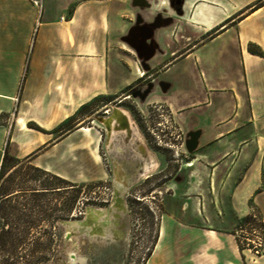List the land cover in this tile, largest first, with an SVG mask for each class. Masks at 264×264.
Here are the masks:
<instances>
[{
	"label": "crops",
	"instance_id": "obj_1",
	"mask_svg": "<svg viewBox=\"0 0 264 264\" xmlns=\"http://www.w3.org/2000/svg\"><path fill=\"white\" fill-rule=\"evenodd\" d=\"M170 1L75 0L62 27L53 2H45L30 45V27L9 23L0 0V166L9 155L69 184L101 179V138L73 120L90 102L120 97L136 81L119 71V50L137 60L123 39L149 25L147 48L155 51L147 72L158 77L147 104L163 105L184 143L193 138L195 147L161 198L145 264H264V252L254 255L237 238L253 211L264 235V3L255 8L264 0H185L181 15ZM128 4L134 18L124 25ZM136 8H147V20ZM200 34L210 35L203 42ZM203 60L207 72L198 69ZM121 201L115 195L119 210Z\"/></svg>",
	"mask_w": 264,
	"mask_h": 264
},
{
	"label": "rangeland",
	"instance_id": "obj_2",
	"mask_svg": "<svg viewBox=\"0 0 264 264\" xmlns=\"http://www.w3.org/2000/svg\"><path fill=\"white\" fill-rule=\"evenodd\" d=\"M198 1L192 0L191 2ZM247 1L249 0H232V3L239 4ZM256 1L258 0H255L254 3ZM45 2H53L54 5L51 3V7H53L54 15L57 17L56 22L62 27L68 18L67 14L74 6L75 0H2V3H5L3 5L7 7L6 14L9 23L17 27L21 26L24 29L30 27V45H32L39 24L43 21ZM67 3H69V7ZM263 3L264 1L261 4L257 3L255 8ZM188 4L190 2H187L186 6ZM126 6L125 10L121 12L122 17L120 20L122 24L130 25L134 18V9L130 7V4ZM136 11H140L142 17L147 20V8H136ZM259 18L260 21L264 20V15ZM74 22L76 25L81 23L80 14ZM210 34H200L199 40L205 42ZM118 47H122V44H118ZM214 48L212 46L210 50L212 51ZM210 50L204 49L202 51L203 58L207 59L210 56ZM249 50L252 52L259 51L256 46L249 47ZM119 55V60L126 63L121 64L122 67L118 66L120 67L119 71H124V74H127V71L132 72L130 77L128 75L130 81L138 79L142 75L141 73H144L138 61L136 59L134 62L131 61L124 50H119ZM26 63L27 60H25V67ZM207 63V60H203L198 69L207 72L210 66ZM198 69H196L197 72H199ZM123 81L122 79L120 82L123 83ZM125 91H121V93ZM116 97H100L90 102L88 106L76 112L74 120L78 121L75 123L73 120V126L82 123L81 126L93 128L91 133L94 134L96 130L99 134L101 126L96 118L99 117L98 112L102 106L101 102ZM125 101H127L126 104L119 108L123 112L130 113L131 118L125 112L128 115V124L134 122L137 128L133 126L132 139L128 144L122 142V139L116 138L119 133L116 130L112 134L109 133V138H106L105 142L104 140L100 142L99 156L103 159L101 166L103 174L102 176L99 175L101 179L85 184H70L71 186H69L60 179L36 170L27 161L15 159L8 161L0 181L1 187H6L8 191L23 190L25 195L23 200L19 202L23 205L29 203V210L35 205L33 202L35 197L30 196L33 195L30 194L31 191L48 190L53 187L55 191L54 193L34 194L39 195L36 202L38 213H33L32 210L23 213L34 220L35 223L37 221V227L33 231L30 230L27 235H13L11 245L5 250V257L0 254V262L9 258V262L12 264H23L24 259L22 260L20 257L23 258L28 252H33L36 260H44L43 264H61L57 258L66 260L71 254L77 257V264H145L146 258L151 253L157 239L161 198L167 192L168 182L175 177L180 166L188 162L189 159L183 158L186 153L185 148H180L179 144L175 142L174 137L177 135L178 130L174 131L175 124L171 121L163 105L151 102L139 107L137 100L130 98ZM125 133L128 134L126 130ZM91 135L88 138L89 140L92 138ZM136 141L141 143L142 152L135 149ZM118 148L122 149L124 153H118ZM144 153L147 154V161L143 156ZM131 158L143 159V171L139 174L141 177L138 178L134 187L129 190L125 188L124 191L117 193L118 196L116 197H121L122 200V209L115 212L119 215L117 224H112L114 218L105 220L106 227L103 229L104 231L106 229V235H113L116 232L122 234V237L118 240L110 239V236L105 237L103 236L105 235L104 231L96 230L98 227L91 230L89 222L86 231L83 230L84 228L76 226L82 229L81 232L75 231L76 233L71 235L69 240H66L67 234L71 231L68 230V225L64 223L69 222L75 226L76 223L85 221L89 210H107L111 208L116 195L115 188L118 186L115 185L112 170L113 162L117 159L128 162ZM119 164L124 168L123 163L119 162ZM116 170L118 171L116 174H119L126 183L130 184L131 180L127 181L118 166ZM185 174L187 176L188 171ZM146 176L150 178L146 180ZM120 187L118 186V188ZM150 192H153V194H150ZM150 195L155 196V200L148 199ZM133 197L139 199L140 202L134 201ZM53 207L54 232L51 225ZM102 216L104 217V215ZM92 231L98 232L91 233ZM17 239L19 240L18 243ZM21 240H23L22 246Z\"/></svg>",
	"mask_w": 264,
	"mask_h": 264
},
{
	"label": "flooded vegetation",
	"instance_id": "obj_3",
	"mask_svg": "<svg viewBox=\"0 0 264 264\" xmlns=\"http://www.w3.org/2000/svg\"><path fill=\"white\" fill-rule=\"evenodd\" d=\"M173 9L175 12L177 11H181L179 9L178 6L174 5ZM153 26L158 24L157 21L154 20V22L152 23ZM151 27L148 25L147 26V30L150 29ZM145 35V34H144ZM152 47H148L145 50H142V59H138V63L140 65V68L143 70V74L136 79V81L130 85L126 91L123 93V96L120 97H116L113 98L111 100H105L102 101V106L99 110V117H97V122L98 124L101 126V131H99V135H100V142H102V140H106V138H109V131H108V126L106 124L108 119H111L112 117H115V113L116 111H120L121 109L119 107L123 106V104H126L127 101L125 100H129L130 98H132L133 100H137L138 101V106L142 107L147 103V92H149L152 88H153V83L156 82L157 80V71L156 73L154 71H148L147 72V61H145L143 58L147 55L148 52H150V49ZM145 67L146 70L143 69L142 67ZM144 75V77H142ZM128 93V94H126ZM122 97V98H121ZM122 111V110H121ZM129 115V118H131L130 113L127 111H124ZM106 118V119H105ZM117 122L115 124V130L116 132H119L116 135V138H120L122 139V142H124L125 144L130 143L131 139H132V129L133 126L135 128H137V125L132 122V124H128L127 120L124 119H119L117 118ZM121 127V128H120ZM120 129V130H117ZM125 130L128 132V134L125 133ZM178 130L177 135L174 137L175 138V142L176 144H179L180 148H185V143H184V137L183 134L181 132V130L178 127H174V131ZM136 145L134 146L135 149L138 152H142L143 148L141 147V143H139V141H136ZM118 153H124L122 151V149L118 148L117 149ZM145 157V161H147V154L144 153L143 155ZM101 158V163L103 162L102 157ZM183 158L185 159H189L191 158V155H189L187 152L185 153V155L183 156ZM4 160V159H3ZM114 160V158H113ZM116 160V159H115ZM119 162L123 163L124 168H122V165L119 164ZM3 164V161H2ZM2 164L0 166V181L2 180V177L4 174H1V167ZM113 175L115 177L116 173L118 172L116 170V167L118 166L119 169H121L122 173L125 175L127 181L131 180L130 184L128 185V187L126 189H131L132 187H134L137 183V180L139 177H141L139 174L143 171V159H130L127 161H121L119 159H117V161L113 162ZM157 168V167H156ZM120 176V175H118ZM137 178V179H136ZM149 176H146V180L149 179ZM115 183V182H114ZM116 185V184H115ZM115 188V187H114ZM55 188H49L48 190L43 189V190H36V191H31L30 195L32 197H35V199H33V202L35 203V205H33V208L30 209L32 210L31 212H37L38 213V205H36L37 197L39 195H34V194H40V193H46V192H52L54 193ZM121 191L118 187L115 188V192H116V196H118V192ZM153 194V192H150V194ZM25 193L23 190H15V191H8L6 189V187H1L0 184V238L11 242L13 240V235H27L29 233L30 230H34V228L37 227V221L35 223L34 220H31L29 216L25 215L23 212H30V210L28 209V206L30 207L29 203H26L25 205H23L22 203L20 204V200H23ZM155 196L153 197L152 195H150L148 197V199L150 200H155ZM134 201L140 202L139 199H136L135 197H133ZM51 222H52V230L54 232L55 230V222H54V207L52 209V213H51ZM119 215L118 213H115L114 215V219L112 220V224H117ZM160 218V216H159ZM87 219V220H86ZM85 223H83L85 225L84 229L86 231V226L89 224V219L86 218ZM115 221V222H114ZM84 222V221H83ZM82 230V229H81ZM88 230V229H87ZM111 232V230H110ZM54 235V233H53ZM157 235H158V231H157ZM112 238L117 240V236H112ZM19 242V240L17 239V243ZM21 242V246L23 243V240L20 241Z\"/></svg>",
	"mask_w": 264,
	"mask_h": 264
},
{
	"label": "water",
	"instance_id": "obj_4",
	"mask_svg": "<svg viewBox=\"0 0 264 264\" xmlns=\"http://www.w3.org/2000/svg\"><path fill=\"white\" fill-rule=\"evenodd\" d=\"M185 2V0H171L170 1V5L173 7L174 5L178 6L179 9L181 10V7L183 5V3ZM178 15H181L182 12L181 11H177L176 12ZM135 31V30H134ZM134 31H130L129 32V36L128 37H125L123 40L125 42H127L128 44H131L134 48H135V51H136V55H137V58L140 60L142 59V50H145L147 48V46L149 44H152V37H153V29L150 28L147 30V27H143L140 29V33L139 35H135L134 34ZM145 34V35H144ZM133 35H135V37H133ZM154 48L152 47L150 49V52L147 53V55L143 58L145 61L149 60L153 54H154ZM142 67L144 70L145 67L143 66L142 64ZM97 119V118H96ZM185 147H186V150L188 153H191L195 147V142H194V139L191 138V140L189 141H186L185 142ZM66 225H68L69 227V230L70 231H77V232H81V229H78L76 228V226H74V224L72 223H64ZM74 226V227H73ZM73 235L72 232H69L66 236V240H69V237ZM57 260L61 263V264H76L77 262V257L74 255V254H71L68 256V258L66 260H61L60 258H57Z\"/></svg>",
	"mask_w": 264,
	"mask_h": 264
},
{
	"label": "bare ground",
	"instance_id": "obj_5",
	"mask_svg": "<svg viewBox=\"0 0 264 264\" xmlns=\"http://www.w3.org/2000/svg\"><path fill=\"white\" fill-rule=\"evenodd\" d=\"M114 116H115L114 118L108 119L107 122H106V124L108 126L107 127L108 128V131H109L110 134H112L113 131L115 130V124H116V122L118 120L117 118L122 119V120L126 119L127 122L129 123L128 115L125 112L121 111V110L120 111H116V113H115ZM118 175L119 174H116L115 175L116 185L121 186L119 189L121 191H124L125 188H127L129 184L126 183L122 179V177L121 176H118ZM117 210H119V207H117L116 205L115 206L112 205L111 208L110 209H107V210H105V209L104 210L103 209H99V210L91 209V210H89L88 213H87L88 214L87 218L89 219L88 222H90V224H91V226H90L91 230H93L94 227H98L96 230H98V231L101 230L103 232L104 231L103 229L106 227L105 224H104V221L105 220H111L112 218H114L115 212ZM102 215H104V217ZM101 216L103 217L102 219L100 218ZM85 221L84 222H81V223H76L75 226H79L81 228H84L86 224L84 225L83 223H85ZM76 228H78V227H76ZM97 232L92 231L91 233H97ZM103 233H105V235H103L105 237H107V236L112 237L113 236V235H106L107 234L106 229H105V231Z\"/></svg>",
	"mask_w": 264,
	"mask_h": 264
},
{
	"label": "built area",
	"instance_id": "obj_6",
	"mask_svg": "<svg viewBox=\"0 0 264 264\" xmlns=\"http://www.w3.org/2000/svg\"><path fill=\"white\" fill-rule=\"evenodd\" d=\"M237 238L241 247L249 249L256 256L263 254V228L256 212L253 211L249 215V219L238 226Z\"/></svg>",
	"mask_w": 264,
	"mask_h": 264
},
{
	"label": "trees",
	"instance_id": "obj_7",
	"mask_svg": "<svg viewBox=\"0 0 264 264\" xmlns=\"http://www.w3.org/2000/svg\"><path fill=\"white\" fill-rule=\"evenodd\" d=\"M70 13H71V11H70ZM13 160H14V158H12L11 156L5 155L4 160H3V164H2V167H1V174H3V172H4L3 170L5 169L8 161L10 162V161H13ZM36 170H38V169H36ZM38 171H40V170H38ZM52 177L60 179V178L55 177V176H52ZM60 180H62V179H60ZM62 181L65 182L66 184H68L69 186H71L66 181H64V180H62ZM248 219H249V216H247L243 221H247ZM10 245H11V243L9 241H6V240L0 238V254H3V256H4L5 252H6L5 251L6 248H8ZM33 254H34L33 252H28L23 258L20 257V259H22V260L24 259V263L23 264H43L44 260L43 259L42 260L39 259L40 261H38V259L36 260L35 256ZM0 264H12V263L9 262V258H6L2 262H0Z\"/></svg>",
	"mask_w": 264,
	"mask_h": 264
}]
</instances>
